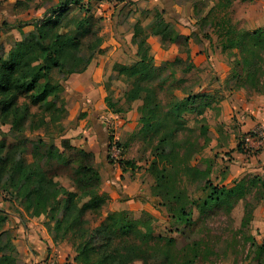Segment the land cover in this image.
Here are the masks:
<instances>
[{"label": "rangeland", "instance_id": "rangeland-1", "mask_svg": "<svg viewBox=\"0 0 264 264\" xmlns=\"http://www.w3.org/2000/svg\"><path fill=\"white\" fill-rule=\"evenodd\" d=\"M19 1L26 3L27 8L17 7ZM123 1L0 0V41L15 43L18 33L20 40L25 39L35 32L36 26L48 21L57 22L59 32L74 31L77 23L86 19L93 20V30L105 39V21L113 20L115 16L107 17L106 14ZM193 1L192 9L182 11L191 20L190 26L178 29L172 23H165V12L151 11L155 23L162 26L167 42L163 43L162 56L150 55L153 59L150 62L151 76L139 81L145 89L142 99H150V111L142 110L140 116L145 117L150 126H145L139 117L142 125L139 132H135L127 142L116 138L119 158H111L108 151L104 157L106 165L120 169V183L123 180L134 183L131 187L133 195L130 196L134 202L129 205L138 210H115L113 199L101 189L100 194L111 200L104 207V213L98 215L100 210L86 208L87 223L74 226V234L61 241V233L66 234L71 227L70 224H62L60 230L56 229L57 220H62L68 209L67 199L61 200L54 220L48 214L32 215L25 197L17 189L9 187V174L6 173L2 179L6 186L0 185V210L6 219L0 229V257L13 255L17 264L20 261L17 245L29 253L26 224H34L35 227L44 226L46 235L38 232L43 242L50 237L58 247L48 249L46 259L54 261L51 264H94L98 255H108L112 264H121L122 253L129 259L136 253L146 264H256L260 260L256 245L262 242L251 235L250 218V212L264 192L260 178L242 174L228 184L220 179L235 161L233 153L238 151V147L240 153L253 157L264 149V140L259 127L245 135L227 130L225 122L219 120L227 116L222 115L219 105L227 92L247 99L256 93L264 97V51L257 47L250 55L252 62H259L258 55L263 60L259 62L260 68L250 76L246 69L235 66V61L242 63L244 55H249L244 48L224 50L223 44L227 42L219 25L223 20L230 22L229 28L235 30L232 36L235 40L245 32L264 29L260 10L253 8L262 0H233L229 7L225 0ZM21 9L23 12L17 14ZM132 11L135 12L134 9ZM14 27L17 33L12 32ZM145 33H140L138 41L145 40ZM97 51L94 58L101 53ZM209 51L222 64L219 71L215 69L217 61L209 60ZM149 52L148 47V56ZM119 65L123 64L116 63L115 68ZM52 74L63 90L72 76L64 77L56 70ZM223 74L226 77L221 88H210ZM135 79L116 72L95 83L102 88L103 98L113 96L111 101L115 106L112 111L126 109L129 112L135 108L134 101H126L124 94L131 89ZM63 90L57 98L51 97L50 100L65 108L67 102L61 98ZM20 99V102L24 101L23 97ZM103 104L107 106L106 102ZM74 107L73 111L66 110L60 124L50 122V113L45 112L46 126L30 130L28 123L22 134L13 133L10 125L0 122V144H4L7 150L15 148V159L21 156L26 165L41 167L70 193H78L72 183L75 166L48 163L46 151L51 144H59L58 133L63 121L76 117L77 112L82 116L88 114L82 112L78 103ZM32 111L38 112L36 108ZM110 130L116 133L115 127H110ZM101 168L102 163L98 165V169ZM122 173L127 174L125 178ZM208 181L226 185L230 193L218 203L205 204L210 193ZM139 200L142 203L147 200L151 204L149 208L155 213V218L149 212H140ZM88 202L81 200L79 206L89 207ZM183 212L188 215L182 217ZM84 229H89L90 235L83 238L81 233ZM85 242L89 245L88 257L75 260L79 245ZM133 247L138 249L133 251ZM141 259L128 264H140ZM27 263L33 264L34 260Z\"/></svg>", "mask_w": 264, "mask_h": 264}, {"label": "trees", "instance_id": "trees-1", "mask_svg": "<svg viewBox=\"0 0 264 264\" xmlns=\"http://www.w3.org/2000/svg\"><path fill=\"white\" fill-rule=\"evenodd\" d=\"M232 2L233 0H225V5L229 7ZM16 5L17 7L27 8L26 3L22 1L17 2ZM21 12H23L22 9L17 11V14ZM92 21V19L82 20L77 23L74 31L63 33L57 31V22L48 21L41 26H36L35 32L25 39L14 43L7 57L0 55V122L2 125H10L11 131L16 134H22L28 123L30 130H38L47 125V113H50L51 117H48L50 122L60 124L66 109L64 106L57 105L50 98H57L62 92L63 86L60 82L54 81L52 73L56 70L58 73H62L64 77L82 73L93 61L95 52L98 49L97 53L101 52L104 39L93 30L94 22ZM219 26L222 30L220 33L223 32L222 37L225 38V43L227 42L223 44L224 50L244 48L243 50L249 56L244 55L242 63L235 61V66L243 67L249 72L250 76H253L256 70L260 68L259 62L263 60L258 55L259 62H252L250 55L257 47H261L264 51V29L245 32L235 40L232 38L235 30L229 28L230 22L223 20ZM142 32H144L143 29L137 26L135 37L138 38ZM162 42H167V36L163 31ZM138 47V62L130 67L119 65L115 68V72L118 75L136 78L131 85V89L125 92L124 99L134 102L141 101L143 103L142 110L145 112L150 108V99L149 97L142 99V93L145 89L140 86L139 81L151 76L150 62L153 59L147 54L146 39L139 41ZM190 69L191 67L187 68V71ZM22 97L24 101L20 102ZM112 98V95L105 98L107 108L111 111L115 106V103L111 101ZM33 108H36L38 112H33ZM112 112L121 113L122 110ZM55 113H58L60 117L54 116ZM141 118L144 125L149 127L150 122L144 119L143 116ZM61 131L62 126L59 133ZM113 133V130H109L108 144L113 140ZM26 142L28 141L26 140ZM238 151H241L240 147H238ZM15 153V148L7 150L4 144H0V185L6 186L2 179L8 173L9 181L7 183L9 187L17 189V192L25 197L27 209L32 212L31 214L36 216L42 213L48 214L52 220L56 219L55 215L61 206V200L67 199L68 209L63 219L57 220L56 229L60 230L59 227L62 224H70L71 227L66 230V234L61 233V241L67 240V236L74 234V226L87 223L85 220L86 208L93 211L100 210L98 215H102L104 207L109 205L110 198L107 195L100 194L102 178L96 168L94 153L76 149L71 146L70 141L67 139L61 140L60 147L51 144L46 151L48 163L61 162L65 165L75 166V176L72 183L78 193H70L41 167L32 168L26 165L21 156L15 159ZM259 182L264 190V181L260 178ZM207 185L210 193L205 204L218 203L221 198L230 193L226 185H215L211 181H208ZM84 199L89 201V207L79 206V201ZM263 199L264 192L250 212V218ZM1 214H3L2 210H0V229L2 223L6 220ZM186 215L188 213H182V217H186ZM88 232L89 229L82 231L83 238L90 235ZM54 241H57V239L54 238ZM86 242L79 245L75 260H79L80 257L84 256L88 257L89 245ZM256 246L260 255V260L256 264H264V241ZM132 249L135 251L138 248L133 247ZM120 257L121 264L133 263L135 260L141 259L136 253L132 259H129V256L125 253H122ZM16 261L13 255H2L0 257V264H16ZM94 264H112V260L109 259L108 255H98ZM140 264H146V262L141 259Z\"/></svg>", "mask_w": 264, "mask_h": 264}, {"label": "crops", "instance_id": "crops-1", "mask_svg": "<svg viewBox=\"0 0 264 264\" xmlns=\"http://www.w3.org/2000/svg\"><path fill=\"white\" fill-rule=\"evenodd\" d=\"M193 3V0H124L122 4L115 7L116 9L113 8L106 14L107 17L113 14L115 16L113 20L105 21L103 36H106V38L101 47V53L93 59L84 72L73 74L64 86L61 98L67 102L65 109L73 111L75 109L74 104L78 103L82 106V112H88V114L82 116L81 113L77 112L76 117H73L74 119L63 121L62 131L58 134L59 144H56V146L60 147L61 140L67 139L70 141L71 146L76 149L95 154L96 168L98 169V165L102 163V168L98 169L102 178V192H106L111 196L115 204H113L115 210L131 212L130 210L137 211L138 209L130 208V205H132L130 203L134 202L130 200L131 187L134 183L132 182L131 184L130 180H123L120 183L118 180L120 179L121 171L118 166L106 165L104 161L108 151L109 130L110 127H115L116 138L120 142H127L142 127L139 117H141L143 103L141 101L134 102L133 106L135 108L132 111L127 112L125 109L121 113H114L107 106H104L105 97L103 98V90L95 81L108 79L115 74L116 63L130 67L138 62L139 41L135 37L137 26L146 32L145 39L151 52L149 56L157 58L164 51L162 26L155 23L151 11L160 10L165 12L163 16L166 19L165 23H172L175 25V29H178L179 27L190 26L189 22L191 20L182 11L192 9ZM253 8L260 10L259 12L263 16L261 19H264V1H260ZM141 13L143 17L140 18ZM15 28H13L12 32L15 31L17 33V28ZM14 39L15 43L20 41L19 33ZM13 45V42L4 43V41H0V55L7 57ZM209 57L210 61H217L211 51H209ZM222 68L221 63L215 62L217 71ZM225 77L224 74L220 76L219 80H215V83L210 88H221ZM219 107L222 115H227L219 120L225 122L227 125L226 129L231 133L245 135L257 127L264 128V97H260L258 93L247 99L239 94L227 92ZM137 120H139L138 123ZM233 156L235 161L231 163V168L229 167V170L226 171L220 181L223 180L225 184H228L242 174H244L242 176L253 174L264 181V149L261 152H257L253 157L242 154L239 151H235ZM123 175L125 178L127 174ZM139 203L141 204L140 212H149L155 218L156 215L149 208L151 204L147 200ZM137 206L138 203L135 204V207ZM26 226L30 244L28 246L29 253L23 246L17 245V252L20 255V261L17 264H28L27 262L31 259L34 260L33 264H36V262L38 264L53 263L54 261L46 258L48 257V249L55 246V244L50 237H48L47 242H43L41 236H39V233L40 235H46L44 226L35 227L34 224H26ZM251 235L255 236L260 243L264 241V199L251 216Z\"/></svg>", "mask_w": 264, "mask_h": 264}, {"label": "built area", "instance_id": "built-area-1", "mask_svg": "<svg viewBox=\"0 0 264 264\" xmlns=\"http://www.w3.org/2000/svg\"><path fill=\"white\" fill-rule=\"evenodd\" d=\"M259 134L262 137V139L264 140V128H260ZM119 151L120 150H119L118 145H117L116 135H115V133H113V140L111 142H109V144H108V156H110L111 158H114V159H118L120 156Z\"/></svg>", "mask_w": 264, "mask_h": 264}]
</instances>
